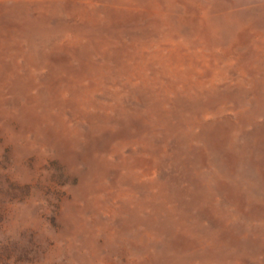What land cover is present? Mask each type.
<instances>
[{"label": "rangeland", "instance_id": "1", "mask_svg": "<svg viewBox=\"0 0 264 264\" xmlns=\"http://www.w3.org/2000/svg\"><path fill=\"white\" fill-rule=\"evenodd\" d=\"M0 264H264V0H0Z\"/></svg>", "mask_w": 264, "mask_h": 264}]
</instances>
